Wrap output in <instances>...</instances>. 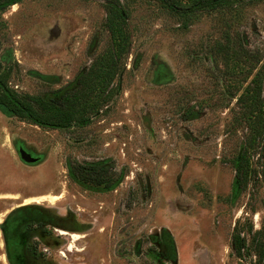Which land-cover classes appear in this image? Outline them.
I'll use <instances>...</instances> for the list:
<instances>
[{
    "label": "rangeland",
    "instance_id": "obj_1",
    "mask_svg": "<svg viewBox=\"0 0 264 264\" xmlns=\"http://www.w3.org/2000/svg\"><path fill=\"white\" fill-rule=\"evenodd\" d=\"M106 3L18 0L1 11L8 86L51 100L76 88L110 47ZM114 7L128 34L122 68L92 106L78 101L83 122L34 125L0 111V264H263L264 183L235 186L230 162L244 150L258 168L252 119L232 121L229 91L247 64L218 46L257 51L264 67V0L184 14L157 0ZM70 159L117 177L79 182Z\"/></svg>",
    "mask_w": 264,
    "mask_h": 264
},
{
    "label": "trees",
    "instance_id": "obj_2",
    "mask_svg": "<svg viewBox=\"0 0 264 264\" xmlns=\"http://www.w3.org/2000/svg\"><path fill=\"white\" fill-rule=\"evenodd\" d=\"M105 27L110 32L111 44L107 51L98 57L93 65L85 70L78 78L77 87L62 95L57 100L45 99L42 96L19 94L8 86L11 72L10 65H3L0 61V111L6 115H15L19 120L34 125L64 126L70 122H83L87 110L79 109V100L85 96L89 100L95 94L106 88L117 76L122 68V54L128 44V34L124 25V12L118 6L119 0H105ZM174 13H189L208 7H216L226 0H193L185 5L178 0H157ZM18 0H0V12L11 7ZM224 57L227 55L234 60L247 64V71L243 75L242 88L234 87L229 92L235 96V111L232 121L247 123L252 119L253 130L262 144L258 151V168L248 169L245 151L237 153L230 159L234 168L236 186L243 185L248 177H260L264 183V67H256L262 57L257 51L241 46V50L230 49L227 45L218 46ZM229 50L228 52H226ZM249 146V137L245 136L244 146ZM251 145V144H250ZM244 149V148H243ZM69 172L79 182L91 185H110L117 177L112 166L103 164H83L75 159L69 161ZM264 264V263H263Z\"/></svg>",
    "mask_w": 264,
    "mask_h": 264
},
{
    "label": "water",
    "instance_id": "obj_3",
    "mask_svg": "<svg viewBox=\"0 0 264 264\" xmlns=\"http://www.w3.org/2000/svg\"><path fill=\"white\" fill-rule=\"evenodd\" d=\"M20 156H21L24 160H26V161H30V157H29V155L26 154V153H24L23 151H20ZM235 186H236V184H235Z\"/></svg>",
    "mask_w": 264,
    "mask_h": 264
}]
</instances>
